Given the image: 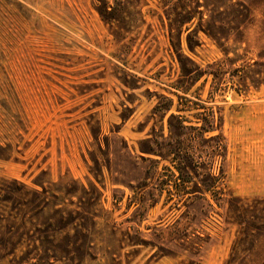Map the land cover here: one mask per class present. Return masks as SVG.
Wrapping results in <instances>:
<instances>
[{
	"label": "rangeland",
	"instance_id": "rangeland-1",
	"mask_svg": "<svg viewBox=\"0 0 264 264\" xmlns=\"http://www.w3.org/2000/svg\"><path fill=\"white\" fill-rule=\"evenodd\" d=\"M263 198L264 0H0V264H264Z\"/></svg>",
	"mask_w": 264,
	"mask_h": 264
},
{
	"label": "trees",
	"instance_id": "trees-1",
	"mask_svg": "<svg viewBox=\"0 0 264 264\" xmlns=\"http://www.w3.org/2000/svg\"><path fill=\"white\" fill-rule=\"evenodd\" d=\"M107 11H108L107 8H106L105 11L100 10V13H101L102 17H104V18L106 17V12ZM172 115H174V114H172ZM178 118H179V120L180 119L182 120L181 121V125H180L181 126V129H185L186 128V125L184 123L185 120H183L182 115H179ZM170 130L172 132L171 126H170ZM173 161H176V158L175 157L172 158V162ZM177 169L181 173L182 167L181 166H178ZM177 179L181 180L180 177H178ZM178 186H179V184H177V187ZM43 193H45V191H43ZM35 196L37 198H40L41 193L40 192H36L35 193ZM46 201L43 200L42 201L43 204L39 205V207H37V208L43 207L44 204H46ZM239 203H240L239 205H234V204L229 203L228 204V208L230 209V211H234L235 212L234 214L236 215V218H234V219L239 224V226L241 228V233L242 234H246L245 224H247V219L244 217V215L243 216H240V215L237 216L236 211L237 212H241V211L245 212V211H247V209H251V208L252 209H256V211H258V209L260 208L261 211H263L262 214L256 213V211H254V213L251 215V219H252L251 222H252L255 230H257V231L264 230V198L263 199H257V200H255L253 202V205L251 206V208H250V206H248V204L246 202H243L242 200Z\"/></svg>",
	"mask_w": 264,
	"mask_h": 264
}]
</instances>
